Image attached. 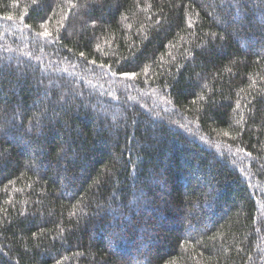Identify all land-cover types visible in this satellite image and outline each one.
Segmentation results:
<instances>
[{
  "label": "trees",
  "instance_id": "obj_1",
  "mask_svg": "<svg viewBox=\"0 0 264 264\" xmlns=\"http://www.w3.org/2000/svg\"><path fill=\"white\" fill-rule=\"evenodd\" d=\"M0 264H264V0H0Z\"/></svg>",
  "mask_w": 264,
  "mask_h": 264
},
{
  "label": "snow or ice",
  "instance_id": "obj_2",
  "mask_svg": "<svg viewBox=\"0 0 264 264\" xmlns=\"http://www.w3.org/2000/svg\"><path fill=\"white\" fill-rule=\"evenodd\" d=\"M6 19H11V17H6ZM43 35L44 36H47V35H49V33H47V32H45V33H43ZM125 75H128V74H125ZM133 76H134V74H132ZM227 134V133H226Z\"/></svg>",
  "mask_w": 264,
  "mask_h": 264
}]
</instances>
